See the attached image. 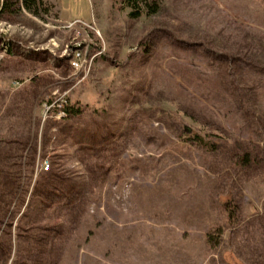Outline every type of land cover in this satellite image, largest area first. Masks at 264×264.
<instances>
[{"label": "rangeland", "instance_id": "rangeland-1", "mask_svg": "<svg viewBox=\"0 0 264 264\" xmlns=\"http://www.w3.org/2000/svg\"><path fill=\"white\" fill-rule=\"evenodd\" d=\"M156 1L0 16V264H264V0Z\"/></svg>", "mask_w": 264, "mask_h": 264}, {"label": "trees", "instance_id": "trees-1", "mask_svg": "<svg viewBox=\"0 0 264 264\" xmlns=\"http://www.w3.org/2000/svg\"><path fill=\"white\" fill-rule=\"evenodd\" d=\"M130 5H132L135 9L130 11V15L137 16L139 14L138 8V1L144 2L146 5L147 12H155L158 9V4L156 0H128ZM22 10H26L32 14H41L46 13V7L43 4V0H0V16H11L17 15ZM9 51V50H8ZM69 113H77L80 111V107L77 105L76 102H70L68 106ZM195 140L198 141L202 140V137L198 134H194L192 136ZM248 152H245L242 156V160L245 162L248 160L249 156L247 155ZM36 165V164H34ZM223 207L227 212V221L229 223H233L235 219V210L236 205L232 204L230 200H226L223 202ZM221 226H215L207 232L206 238L207 241L210 243H215L217 241V233H221Z\"/></svg>", "mask_w": 264, "mask_h": 264}, {"label": "built area", "instance_id": "built-area-1", "mask_svg": "<svg viewBox=\"0 0 264 264\" xmlns=\"http://www.w3.org/2000/svg\"><path fill=\"white\" fill-rule=\"evenodd\" d=\"M6 49L8 50L7 47ZM76 56H78V59L77 61L73 60L72 65L74 69L78 71L82 69L81 53L79 52L78 54H76ZM40 105L39 119L41 125H43L47 120L61 121L70 114L68 111L69 100L67 98L66 92H59L58 90H54L46 99L42 101ZM49 166V162L47 160H44L37 165V168L47 171L49 169Z\"/></svg>", "mask_w": 264, "mask_h": 264}, {"label": "crops", "instance_id": "crops-1", "mask_svg": "<svg viewBox=\"0 0 264 264\" xmlns=\"http://www.w3.org/2000/svg\"><path fill=\"white\" fill-rule=\"evenodd\" d=\"M207 226L209 227V224H207Z\"/></svg>", "mask_w": 264, "mask_h": 264}]
</instances>
